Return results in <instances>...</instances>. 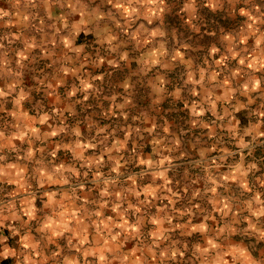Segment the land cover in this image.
I'll use <instances>...</instances> for the list:
<instances>
[{"label":"crops","instance_id":"obj_1","mask_svg":"<svg viewBox=\"0 0 264 264\" xmlns=\"http://www.w3.org/2000/svg\"><path fill=\"white\" fill-rule=\"evenodd\" d=\"M34 1L19 0L16 13L12 1L0 0V13H7L1 24L19 18V33L0 27L5 37L14 36L6 46L0 40V89L8 93L0 98V238H6L0 252L17 253L0 257V264H24L25 255L31 264H154L161 259L158 245L167 241L169 207L183 210L185 196L197 207L191 212L200 209L194 197L206 196L215 213L192 229L216 231L250 206L264 233V188L259 196L244 188L245 198L234 201L233 186L246 185L247 176L221 170L231 154L232 127L256 130L247 115L264 96V62L259 70L246 60L249 76L235 82L231 72L219 74L217 61L204 68L193 57L221 46L249 56L259 51L264 0H196L194 12L183 11L190 0H164L152 23L147 8L126 20L118 0H90L95 15L91 7L73 8L71 0H38L39 7ZM173 25L203 39L175 44L168 33ZM155 29L165 35L149 39ZM244 36L250 43L241 39L237 49ZM109 37H115L111 44ZM257 82L259 90L248 93ZM39 85L46 106L36 100ZM232 103L240 107L232 110ZM257 132L264 135V127ZM255 150L259 160L264 143ZM260 237L254 264H264ZM207 240L204 246L213 241Z\"/></svg>","mask_w":264,"mask_h":264},{"label":"rangeland","instance_id":"obj_2","mask_svg":"<svg viewBox=\"0 0 264 264\" xmlns=\"http://www.w3.org/2000/svg\"><path fill=\"white\" fill-rule=\"evenodd\" d=\"M10 1H12L10 4V9L12 11H16V13L19 12L21 7H23L20 6L19 0ZM71 1L73 2V8L76 9L80 8L81 6H86L85 9H87L88 7H91L93 9L91 15H95L94 10L96 5H94L93 1L90 2V0H85L82 1L83 3H80L79 0ZM86 1H89V3ZM32 3L33 5L37 4L39 7L38 0H35ZM27 7L28 6H26L24 9L29 10ZM18 21L19 18L13 24L10 22L3 24L0 23V27H11L14 29V32L19 33V31L16 30H19V28L15 27ZM26 21L27 20L24 18L22 19L23 25L26 23ZM188 21L189 20H187V22H183H185V24H191L193 22L191 21V23H188ZM73 25V29L80 28L79 22H75ZM181 29L183 28L175 27V25L169 26L168 33L171 34H169V39L175 44L186 42L189 43V41H196V43H200L201 39H203L202 37H189L188 34H185L186 30ZM30 32L31 31L29 30H25L22 33L28 34ZM238 38V40L236 39L235 41L237 44V49L240 48L239 43L241 39L244 43H250V38L247 36H244V38ZM12 39H14V36L5 37L0 32V40L4 41L3 43L5 46L7 41ZM78 41L80 42V40ZM262 43H264L263 36L258 37L254 47L259 51L251 53L253 57L247 55L249 52L236 51V48L234 50L232 49V51H228L223 46L216 48L217 51L215 52H213L211 49L200 50L199 52H196V54L194 52L193 57L195 60H197V63L199 62V65L204 68H206L207 65L211 68L213 62L217 61L219 74H228L231 72L233 81L236 82L237 79L234 77L237 75H242L243 73L249 76V72L243 71V69H245L244 63L246 60L248 62L250 61L253 67L254 65L255 67L260 66L262 63L261 61L264 62V47H261ZM254 56H256V58ZM261 67L262 65L259 67V70ZM253 73L256 72L253 70ZM260 86L261 83L256 84L252 88H248V93L252 95L255 94L256 90H259ZM38 89L39 90L36 92L38 93L36 100H39L42 106H46L47 99L46 94L43 91V85H39ZM249 98H247L245 106H247ZM262 98L263 99L260 101V103L257 100L252 102L251 105H253V109H249L248 111H250L251 114L247 115V119L249 121H256L257 124L254 126L256 130L250 133V131H247V129L244 131V129H238L236 126H233L230 138V141L232 142L231 154L226 158L225 169L221 164L222 171L232 170L231 172H233V175L236 174L247 176L246 185L243 184V186L236 188L233 186V194L236 195V197L233 198L234 201L243 200V198H245L244 188L247 189V195L256 191L257 196H259V189L264 188V154L261 153L259 156H256V158L258 157L259 160L255 159L254 157L255 153L257 154L255 147H260L264 143V135L261 136L258 134L259 132H257L261 131L264 127V121L259 124L260 120H264V96ZM237 103L240 102L238 101ZM233 104L235 105V103H232V110H234V107L235 109L240 107L239 104L235 106H233ZM234 118L235 117L233 115V120ZM241 143L246 145V147H241ZM211 165H213V163ZM253 165H255V167H252ZM207 169L212 168H209V166L206 169H204V167L200 168L201 171H206ZM187 171L192 172L190 165H188ZM260 196L264 198V194H260ZM184 198L188 199H185V204L182 207L183 210L179 211L175 207H169V215H171V219L168 220L167 223V241L164 243L162 241L160 247L158 245V250L162 249L161 253L159 254L161 259L153 261L154 264H254L252 253H261L262 241L259 239H261L260 234L264 235V233L262 232V229H260V224L257 223L256 219L254 218L255 212L252 207L249 206L248 211L242 214V218L234 219V221L231 220V222L228 221L225 223L224 227H220L216 229V231L215 229L211 228H205L204 230L199 228L197 231V229H192V224H195L196 221H206L205 218H208L210 215L215 213H212L208 209L209 205L206 196H197L196 198L194 197V204H197L198 206L199 203L200 206L198 207H200V209L198 208V211L193 212H191V207L194 209L197 207L190 205V197L185 196ZM247 200H249V196H247ZM248 203L250 204L252 201ZM214 205H217V203ZM251 206H253V204H251ZM249 217L254 220H248ZM222 219L223 218H221V223H224ZM193 230H195L196 234H192ZM212 230H214V233H211ZM4 232L8 233V230L5 229ZM9 233L11 234L10 236L13 237H9L11 246L16 247V238H14L15 234H13V231H9ZM208 238L210 241H213L209 243L207 242L206 244L208 245L205 249L206 244L204 246L203 242L208 241Z\"/></svg>","mask_w":264,"mask_h":264},{"label":"clouds","instance_id":"obj_3","mask_svg":"<svg viewBox=\"0 0 264 264\" xmlns=\"http://www.w3.org/2000/svg\"><path fill=\"white\" fill-rule=\"evenodd\" d=\"M109 2H111V0H109ZM195 4H196V0H190V3H186L184 5L183 11H188V10H192L193 12L195 11ZM164 5V0H118L117 4H116V8L118 10L121 11V15L124 16V18L128 21H131L135 16L139 15V8H147L148 9V14H147V19L149 21V23H152V18L153 17H157L159 18L161 12L163 11V6ZM71 7V5H69ZM210 6L214 7V5ZM0 15H7V13H0ZM98 20H102L104 19L103 14H100L97 16ZM188 23H191V20L188 21ZM165 35V33L163 31H160L159 29H155L153 31H151V33L149 34V39H152L154 37L160 36L163 37ZM115 37H109L108 39V43L111 44L112 40H114ZM0 47H3V45H0ZM164 45L161 44L160 48L163 49ZM79 51V50H77ZM213 52L217 51V49L213 48L212 49ZM122 59H127V53H125L122 56ZM259 82H257L258 84ZM91 87V85H85V88H89ZM157 91H160V89H157ZM8 93H6L3 89H0V98H3L5 96H7ZM23 94L21 95V99H23ZM17 103H19V101H17ZM45 120L47 119V117L44 118ZM3 133H0V136H2ZM241 147H246V145H244L243 143H241ZM0 159H2V157H0ZM149 163H151L149 161ZM252 167H255V165H253ZM3 174V171L0 170V175ZM161 175H163V173H161ZM67 182V181H65ZM29 215L31 216V212L29 213ZM2 223H0V227H2ZM45 227H51V224H46ZM201 228H203V226H201ZM56 235H60L61 233H55ZM3 239L6 238H0V242H2ZM25 248L28 247L27 244L24 245ZM9 256H17V253L13 250H9L7 248H5V250L3 252H0V257H3L4 259H7ZM104 257L101 256V260H103ZM19 264V261H18ZM24 264H31L29 257L27 255L24 256Z\"/></svg>","mask_w":264,"mask_h":264},{"label":"trees","instance_id":"obj_4","mask_svg":"<svg viewBox=\"0 0 264 264\" xmlns=\"http://www.w3.org/2000/svg\"><path fill=\"white\" fill-rule=\"evenodd\" d=\"M242 116V114H240L239 115V117H241ZM242 118V117H241ZM243 123V122H242ZM244 124V123H243ZM1 264H10V260L8 259V260H5V261H3Z\"/></svg>","mask_w":264,"mask_h":264}]
</instances>
